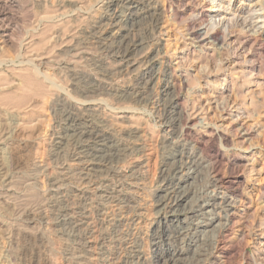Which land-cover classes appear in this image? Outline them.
<instances>
[{"label": "rangeland", "instance_id": "374dc122", "mask_svg": "<svg viewBox=\"0 0 264 264\" xmlns=\"http://www.w3.org/2000/svg\"><path fill=\"white\" fill-rule=\"evenodd\" d=\"M131 1L137 14L115 29L114 37L100 40L94 32L97 21H93L113 10L128 12L122 2L109 9L102 4L105 0H0V25L9 34L5 41L0 36V264H131L132 260L149 264L158 253L178 250L179 241L166 234L175 233L179 224H194L196 220L189 218V208L195 205L192 194L180 199L174 211L158 201L167 191L166 140L171 136L162 105L173 94L179 108L188 112L199 100L204 103V98L210 99L211 109L205 121L196 120L193 133L205 134L203 144L222 147L225 161L219 174L229 179L235 171L238 190L244 197L236 204L229 232L222 234L225 243L219 246L226 247L219 250L225 253L220 255L212 248L217 218L223 217L224 211L220 216L214 214L213 219L212 215L200 214L196 216L198 230L195 234L186 232V245L175 264H212L219 253L222 264H264V0H229L234 17L231 14L228 26L220 28L225 40L208 44L197 42L190 32L209 26L210 18L202 22L196 13H208L211 1ZM150 1L157 7L160 28L149 36L145 30L151 27V17L145 18L139 8L147 7ZM45 12L54 20L41 21ZM250 26L263 31L254 42L248 39L253 36ZM223 30L232 43H238L235 46L242 41L246 44V64L254 66L251 78L249 73L241 74L240 69L246 68L244 62L235 72L230 67L233 49L221 47L227 42ZM138 34L144 36L142 44L129 52L125 68H119V56L104 46L116 47ZM70 39L81 49L78 62H71L72 52L67 51ZM27 59L31 65L40 61V70L50 74L58 89L50 88ZM223 60L227 64L220 67ZM67 63H72L71 69L72 65L83 68L84 73L71 76ZM145 75L151 77L148 84L140 79ZM168 79L174 84L164 94L161 85ZM222 86L225 91L221 95ZM230 94L247 110L245 119L251 127L247 136L236 137L220 124V109L229 102ZM72 116L80 119L79 127L90 122L113 138L115 134V143L89 139L86 150H76ZM215 127L227 137L223 142L208 139V130ZM174 139L178 145L180 139ZM77 151L78 156H73ZM250 162L255 165L252 172ZM191 166L179 180L181 189L194 190L204 182L206 168ZM257 169H261L259 173H255ZM251 187L253 191H249ZM111 191L115 197L106 198ZM72 208H76L77 221L89 214L85 216L87 224L77 231L69 220Z\"/></svg>", "mask_w": 264, "mask_h": 264}, {"label": "bare ground", "instance_id": "6f19581e", "mask_svg": "<svg viewBox=\"0 0 264 264\" xmlns=\"http://www.w3.org/2000/svg\"><path fill=\"white\" fill-rule=\"evenodd\" d=\"M42 0H38V2H40ZM57 1V0H56ZM63 1V0H62ZM69 1V0H68ZM75 1L76 0H72ZM83 1V0H82ZM106 2L102 3L103 5H106V8L109 9H115L118 6L119 2H122L124 5L127 6V10H129L128 12H121L119 11V13H117V11L113 10L111 13H108L107 16H100L99 19H95L96 22L97 21V25L94 27V32L97 35V38H99L100 40H106L108 38H110L111 36L114 37L117 34V30L118 27L122 24L125 23L127 24V21H129L132 17L133 14L136 13V11L133 9V2L131 0H105ZM139 2L144 1L145 3L148 2V0H138ZM211 3V7L207 10L208 13L204 12V11H199L198 13H196V17L198 19H202L203 20L206 17L210 18V24L209 26L206 28L205 26L197 28L196 30L194 29V31L190 32V35H192L193 39H196L197 42L203 43V44H208L209 42L211 43H215L219 42L221 39L225 40V37L223 36V34H221L220 28H225V26L229 24V16L234 17V13L229 10V0H226V2H213V0H208ZM37 2V3H38ZM71 2V1H70ZM69 2V3H70ZM79 2V1H77ZM59 3V1H58ZM72 3V2H71ZM121 3V4H122ZM41 4V3H40ZM81 4V2H80ZM79 4V5H80ZM116 4V7L113 8V6ZM136 4V3H135ZM152 1H150V3L147 5V7H140V10H143L142 14L144 15L145 18H149L148 16L151 17V27L149 29H144L147 35H151V33L155 32L157 29L160 28V16L159 13L157 12V7L156 5H152ZM159 4V3H158ZM58 5V4H57ZM73 5V4H72ZM123 5V6H124ZM161 5V4H160ZM54 6V5H53ZM76 6V5H73ZM122 6V5H121ZM137 7V6H136ZM166 7V6H165ZM256 10L257 8L254 7ZM108 9V10H109ZM138 9V8H136ZM238 9V8H237ZM253 9V7L251 8ZM107 10V11H108ZM255 10V11H256ZM258 10H261L260 8H258ZM106 11V10H105ZM110 11V10H109ZM235 11V10H234ZM161 12V10H160ZM246 12V11H245ZM252 12V10H251ZM158 15H157V14ZM257 13V11L255 12ZM137 14V13H136ZM258 14V13H257ZM6 15V14H5ZM55 15V14H54ZM53 15V16H54ZM147 17H146V16ZM239 15V14H238ZM253 15V14H252ZM138 16V15H137ZM237 16V15H236ZM235 16V17H236ZM3 17V16H2ZM51 15L47 12H45L43 15H41L40 19L41 21L47 22V21H53L51 20ZM98 17V16H97ZM1 18V17H0ZM241 18V17H239ZM200 21V20H199ZM131 22V21H130ZM162 22V21H161ZM246 22V21H245ZM255 22V21H253ZM261 22V21H260ZM135 23V22H134ZM228 23V24H227ZM251 23V22H250ZM255 24V23H253ZM258 24V23H257ZM124 25V24H123ZM133 25V24H132ZM250 25V24H249ZM248 25V26H249ZM252 25V23H251ZM263 25V24H262ZM1 26V25H0ZM201 26V25H200ZM255 26V25H254ZM259 26V25H258ZM3 26L0 27V36L2 38H4L3 41H5V39L8 37V32L6 29L2 28ZM91 27V26H90ZM89 27V28H90ZM251 27V26H250ZM249 27V28H250ZM163 28V27H162ZM252 28V27H251ZM256 30H253L252 28V35L250 36L248 39H250V42H254L257 40L258 36H260L263 31L260 28H255ZM134 30V29H133ZM227 30V29H226ZM116 31V32H113ZM128 31V30H127ZM80 32V31H79ZM78 32V33H79ZM91 32V30H90ZM93 32V31H92ZM53 33V32H52ZM222 33H224L227 36V42H222L221 47L223 45H226L227 48L233 49V53H232V59H229V64L231 63V68L232 70L235 72V69L238 68V66L241 64V61L244 62V64L246 65V68L244 69H240L241 70V74L243 76H245L247 73H249L248 77L251 78L253 71H254V66L250 63L249 65L246 64L247 62V55L244 56L243 55V51L246 50L244 49L245 45L244 42L242 41L243 44L240 43V45L235 46V42L232 43V41L229 40V36L224 32V30L222 31ZM51 34V33H50ZM57 34V33H56ZM59 34V33H58ZM95 34V35H96ZM132 34V33H130ZM145 34V35H146ZM11 35V34H10ZM53 35V34H52ZM75 35V34H74ZM94 35V33H93ZM139 35V36H138ZM137 36L133 35V37H131V39L127 38L125 39L126 41L123 44H118L115 45L116 47L111 48L112 46L110 45H106L104 46L105 50L108 49L109 50H114V56H119L116 60H118L117 65L119 66V68H122L127 65L128 60H127V56L129 55V52L133 49H136L138 45L142 44V38L144 36H142V38L140 37V34H138ZM51 36V35H50ZM57 35H55L54 37H56ZM155 36V35H154ZM49 37V36H48ZM82 37V36H81ZM77 38V37H76ZM10 39V38H9ZM55 39V38H54ZM75 39V38H74ZM113 39V38H112ZM116 39V38H115ZM192 39V40H193ZM29 40V39H28ZM65 40V39H64ZM83 40V39H82ZM111 40V39H110ZM122 40V39H121ZM229 40V41H228ZM233 40V39H232ZM260 40V39H258ZM30 41V40H29ZM75 41V40H74ZM73 41V42H74ZM191 41V40H190ZM204 41V42H203ZM237 41V40H236ZM70 45H68V50L69 52H72V56L71 58H73L74 60H72L71 62H78L80 61L79 59H81L82 54H81V49L79 47H77V44L74 43V45L70 41H68ZM88 43V41H87ZM107 43V42H106ZM114 43V42H113ZM120 43V42H119ZM199 43V44H200ZM230 43V44H229ZM235 43V44H234ZM103 44V43H102ZM108 44V43H107ZM112 44V43H111ZM117 44V43H116ZM233 44V45H232ZM238 44V43H237ZM55 45V44H54ZM53 45V46H54ZM144 45V44H143ZM201 45V44H200ZM210 45V44H209ZM249 45V44H248ZM102 46V47H103ZM205 46V45H203ZM215 46V45H214ZM213 46V47H214ZM218 46V45H216ZM220 46V45H219ZM261 46V45H260ZM264 46V45H263ZM262 46V47H263ZM23 47V46H22ZM28 47V46H27ZM66 48V47H65ZM246 48V47H245ZM23 49V48H22ZM52 49V48H50ZM222 49V48H221ZM215 50V49H214ZM219 50V48L217 49V51ZM23 51V50H22ZM31 51V50H30ZM29 51V52H30ZM63 51V50H62ZM237 51H239V53H237ZM40 53V51H38ZM135 52V51H134ZM36 53V52H35ZM111 53V52H110ZM241 53V54H240ZM32 54V53H31ZM44 54V52L42 53ZM40 54V55H42ZM186 54V53H185ZM184 54V55H185ZM223 54V53H222ZM230 54V53H229ZM34 55V54H33ZM113 55V54H112ZM240 55H242V58H240ZM70 56V55H69ZM24 57V56H23ZM29 57V56H28ZM230 57V56H229ZM27 58V57H26ZM42 58V57H41ZM179 58V57H178ZM29 59V58H28ZM27 59V60H28ZM46 59V58H45ZM44 59V60H45ZM48 59V58H47ZM65 59V58H64ZM225 59V58H224ZM30 60V59H29ZM28 60V63L31 62ZM61 60V59H59ZM70 59H68V62ZM85 60V59H83ZM132 60V59H131ZM222 60V59H221ZM24 62V60H22ZM47 61V60H46ZM36 62V61H35ZM64 62V61H63ZM41 62L39 61V63H32L31 67L32 69L40 76V78L42 77L45 82L48 83V86L50 88H52L53 90L57 88V85L55 84V82L53 80H51L50 78V74L44 73L40 70V64ZM66 63V61H65ZM249 63V62H248ZM68 64V63H67ZM66 64V65H67ZM72 64V63H71ZM70 63L66 66V69L69 71H71L70 75L73 77H78V74H82L83 72V68H75V65H72L73 68H70ZM82 64V63H80ZM227 64V60H223V62H220V67L222 65ZM45 66V65H44ZM64 66V65H63ZM71 66V67H72ZM83 66V65H82ZM218 66V65H217ZM218 66V67H219ZM61 67V66H60ZM219 67V68H220ZM224 67V66H223ZM42 68V66H41ZM64 68V67H63ZM224 69V68H223ZM247 69V70H246ZM221 70V69H220ZM120 71V70H119ZM239 71V70H238ZM240 72V71H239ZM66 73V72H65ZM238 73V72H237ZM217 74V73H216ZM75 75V76H74ZM230 75V74H229ZM52 76V75H51ZM177 77V76H176ZM70 78V77H69ZM151 78V77H150ZM149 75H148V79L147 76H142L140 79L144 80L145 84L149 83ZM164 78V77H163ZM172 78V77H170ZM179 78V77H178ZM235 80V79H234ZM43 82V80H42ZM173 80H166L162 85V91L164 94H168L169 92V87H171L174 83H172ZM178 82V81H177ZM209 82V81H208ZM236 82V80H235ZM243 82V81H242ZM37 83V82H36ZM59 84V82H56ZM180 83V82H179ZM237 83V82H236ZM177 84V83H176ZM175 84V85H176ZM242 84V83H241ZM244 84V83H243ZM60 85V84H59ZM209 85V83H208ZM213 86V85H212ZM226 86V85H225ZM238 86V85H237ZM235 87V86H233ZM240 87V86H239ZM61 88V86L59 87ZM64 88V87H63ZM62 88V89H63ZM215 88V87H214ZM241 88V87H240ZM58 89V88H57ZM61 89V90H62ZM145 89V88H144ZM222 91L220 90L218 94L223 93V91H225V87H221ZM239 89V88H237ZM151 90V89H150ZM204 90V89H203ZM232 90V88H231ZM63 91V90H62ZM207 91V90H206ZM56 92V91H55ZM61 92V91H60ZM72 92V91H71ZM171 92V91H170ZM205 92V91H204ZM203 92V93H204ZM232 92V91H231ZM234 92V91H233ZM251 92V91H250ZM202 93V94H203ZM217 94V91L215 92ZM217 94V95H218ZM54 95V94H53ZM116 95V94H115ZM200 95V94H199ZM207 95V94H206ZM215 95V94H214ZM222 95V94H221ZM60 96V94H59ZM209 96V95H208ZM216 96V95H215ZM229 96V95H228ZM62 97V96H61ZM222 97V96H221ZM232 94H230L229 96V105L224 104L220 111V116L223 119L221 126L224 124V126L226 128H229V131L232 132V135L234 136H247V134H249L251 127H249L248 123H247V117H246V111L243 108L244 106H241V104L234 98H232ZM167 98V97H166ZM204 98V97H202ZM201 98V99H202ZM208 98V97H207ZM216 98V97H215ZM226 98V97H224ZM58 99V98H57ZM62 99V98H61ZM60 99V101H61ZM64 99V98H63ZM217 99V98H216ZM220 99V98H219ZM218 101L220 102V100H222V98ZM55 100H56V96H55ZM160 100V99H159ZM210 99H206L204 98L203 101L198 102V104H193L190 107V111L188 112L185 108H179V103H178V98L177 95L173 94V97L168 98V100L166 101V103L164 104V106L162 105L163 108V117L166 119L167 121V126L168 129L167 131L169 132V134L171 135L170 137H168V139L166 140L167 146L169 148V156L167 157V166H166V180H167V191L166 194L164 195V197L158 201H161L162 204L166 205V207H169L170 211H174L177 206L179 205V202L181 201L180 199H182L183 197H190V195L192 194L194 197L193 201L195 202L194 208L192 207V205L190 206V221L192 220H196V223H190L187 225H180L179 224V229H177L176 231H174L175 233L172 234H166L167 237H172L175 240L179 241V249H168V251L166 250V252H162L165 254H160L158 253V255L155 256V259L153 261H149V264H175L179 257V252H181L182 248L186 245L185 242V238H186V232H190L192 231L193 234H195L198 230L199 227V222L197 221V217L198 215L201 214H208V216L212 215V219H213V215L214 214H218L220 216L221 211H224V215L222 217H218V221L216 222L217 224V233H216V238L212 241L213 242V249H216V252H220L219 254L222 255V253H225V251H221L219 250L220 247L219 246L220 243L224 242L223 240H221L222 234H226V232H229V222L230 219L232 218V214L234 213V210L236 209V204L239 202H243L244 201V197L242 195V193L239 192L238 190V185L239 183V177L236 175L235 171H233V175L231 177H229V179H225L224 177L221 176V174H219L220 171V167L222 165V163H224L225 161V155L222 153V151L220 150V148L222 147H218L217 144L216 146L210 144V145H206L203 144V140L205 139L203 136L205 134H201L199 136H195L192 130V127L194 126V124L196 123V120L201 118L202 120L206 119L208 111L211 109L210 107ZM54 101V100H53ZM64 101V100H63ZM163 101V100H162ZM198 101V100H197ZM217 101V102H218ZM57 102V101H56ZM59 102V101H58ZM164 102V101H163ZM227 102V101H226ZM158 103V102H157ZM223 104V103H222ZM73 105V104H72ZM71 105V106H72ZM76 106V105H75ZM215 106V103H214ZM219 106V105H218ZM73 107V106H72ZM182 107V105H181ZM69 108V107H68ZM161 108V109H162ZM187 108V107H186ZM216 108V106H215ZM76 109V108H75ZM87 109V108H86ZM89 109V108H88ZM247 109V108H246ZM77 110V109H76ZM78 111V110H77ZM81 111V110H79ZM69 112V111H68ZM71 112V111H70ZM69 112V113H70ZM162 112V111H161ZM72 113V112H71ZM70 113V114H71ZM75 113V112H73ZM77 114L79 112H76ZM81 113V112H80ZM85 113V112H84ZM87 113V112H86ZM85 113V114H86ZM76 114V115H77ZM83 114V112H82ZM68 114H66V117ZM72 115V114H71ZM81 116V114H78ZM70 116V115H69ZM75 116V115H74ZM71 117V121H72V125L75 128L76 131V135H75V140H77V142L72 143L75 146L76 150L81 149L83 151L86 150L85 147H87L88 145L85 144L89 139L94 140L95 142H108V140H114L115 143V134H114V138L113 136H111L110 134H108L106 131H104L103 129H101L98 126H93V125H89L88 122H85L84 125L82 127H79L80 124V119L78 118V116ZM93 118V117H91ZM101 118V117H100ZM209 118V116H208ZM207 118V120H208ZM246 118V119H245ZM104 119V118H103ZM70 120V119H69ZM102 120V118H101ZM105 120V119H104ZM94 121V119H93ZM205 121V120H204ZM103 122V120H102ZM202 122V121H201ZM102 124V123H100ZM198 124V123H197ZM206 124V123H205ZM82 125V124H80ZM108 124H106L107 126ZM196 125V124H195ZM208 125V124H207ZM252 125V124H251ZM250 125V126H251ZM109 126V125H108ZM205 126V125H204ZM254 126V125H252ZM220 127V126H219ZM113 129V127H110ZM106 129V128H105ZM213 130H208V139L210 140H214L215 138H220V140H222L224 138H227L225 136H223V134H221V132H219L215 127L212 128ZM224 129V128H223ZM254 129V128H253ZM73 130V129H72ZM110 130V129H109ZM116 132V129H113L112 131ZM124 131V130H123ZM221 131V130H220ZM111 132V130H110ZM121 132V131H120ZM130 131H128L127 133H129ZM255 132V131H254ZM112 133V132H111ZM203 133V132H202ZM253 133V132H252ZM73 134V133H72ZM119 134V133H118ZM113 135V133H112ZM121 137H124L122 135H120ZM236 136V137H237ZM117 137V136H116ZM180 139V143L178 145L177 142L176 144L174 143V138ZM230 137V136H229ZM174 139V140H173ZM177 140V139H176ZM207 140V139H206ZM227 140V139H226ZM122 141V140H121ZM215 141V140H214ZM233 141L235 142V139H233L231 141V143H233ZM165 142V141H164ZM216 142V141H215ZM223 142V140L221 141ZM226 142V141H225ZM207 143V142H206ZM214 143V142H213ZM226 144V143H225ZM224 144V145H225ZM246 144V143H245ZM111 145V144H110ZM109 145V146H110ZM227 145V144H226ZM225 145V146H226ZM116 146V144H115ZM220 146V145H219ZM223 146V145H222ZM231 146V145H229ZM249 146V145H248ZM114 147V146H113ZM247 147V146H246ZM98 148V147H97ZM228 148V147H226ZM248 148V147H247ZM250 148V147H249ZM74 149V148H73ZM74 149V150H75ZM243 149V148H242ZM252 149V148H251ZM75 150V151H76ZM230 150V149H229ZM235 150V149H234ZM237 150V149H236ZM74 151V152H75ZM125 151V150H124ZM225 151V150H224ZM79 151H77L76 153L73 154L77 155ZM88 152V151H87ZM235 152V151H234ZM85 153V152H84ZM83 153V154H84ZM90 153V152H89ZM88 153V154H89ZM95 153V152H94ZM253 153V152H252ZM91 154V153H90ZM96 155V154H95ZM78 156V155H77ZM249 156V155H247ZM251 157V155H250ZM75 158V157H74ZM235 161V160H234ZM236 162V161H235ZM251 163V162H250ZM191 165H194L193 168H206V172L207 174L205 175L204 178V182L202 183L201 181V185L197 186L194 188V190H191V188H186L185 189H181L182 187L179 186V180L180 178L183 176L184 173H189V167ZM226 165V164H225ZM251 166V171L255 170V165L254 164H250ZM192 167V166H191ZM81 169V168H80ZM188 169V171H187ZM194 170V169H193ZM196 170V169H195ZM261 169H257L255 173H259ZM199 173V172H198ZM193 175V174H192ZM191 175V176H192ZM252 175V174H251ZM257 177V174H255ZM186 177V176H185ZM193 177V176H192ZM255 177V178H256ZM197 178V177H196ZM253 178V176H252ZM182 180V179H181ZM250 180V179H249ZM251 181V180H250ZM183 185V184H182ZM184 188V186H183ZM249 191H253V188H249ZM111 192H107V196L106 198H114L113 194ZM106 194V193H105ZM117 194V193H116ZM96 195V194H95ZM161 198V197H160ZM109 200V199H108ZM263 201H264V192H263ZM182 204V203H181ZM191 204V202H190ZM82 207V206H81ZM75 209L76 208H72L71 209V216L69 217L70 219V224L72 225V229H78L82 228V226L85 224L87 220V217H89V214L87 217H81V219H79L78 221L76 220V216H75ZM100 209V208H99ZM178 209V208H177ZM82 212V211H81ZM67 214V213H66ZM87 214V213H85ZM223 214V213H222ZM81 216V215H80ZM82 220V222H81ZM233 220V219H231ZM178 223V222H177ZM208 223V221H207ZM234 223V222H233ZM87 224V222H86ZM85 224V225H86ZM215 225V224H214ZM231 225V224H230ZM71 227V226H70ZM84 227V226H83ZM216 228V227H214ZM71 229V230H72ZM85 229V228H84ZM93 229V228H92ZM164 230V229H163ZM77 231V230H75ZM91 231V230H90ZM74 232V231H73ZM93 232V231H91ZM90 232V233H91ZM172 232V231H171ZM78 233V232H77ZM166 233V232H165ZM79 234V233H78ZM82 234V233H81ZM89 235V234H88ZM87 235V236H88ZM190 235V234H189ZM166 237V238H167ZM193 237V236H192ZM215 237V236H214ZM82 238V237H81ZM161 238V237H159ZM194 238V237H193ZM225 239V238H224ZM228 239V237H227ZM192 239L188 240V242H192ZM229 240V239H228ZM176 241V242H177ZM89 242V241H88ZM229 242V241H228ZM84 243V241H83ZM86 243V242H85ZM225 243V242H224ZM228 245V243H226ZM88 245V244H87ZM177 245V244H176ZM230 245V244H229ZM226 246L223 245L222 248H225ZM229 247V246H228ZM177 248V247H176ZM188 249V248H187ZM229 249V248H228ZM161 251V250H160ZM210 252V251H209ZM219 254H217L216 256H214V260L212 264H222L221 263V259L224 260L223 258H221L220 260H218L219 258ZM224 255V254H223ZM181 256V255H180ZM137 259H141V261H145V259L137 257ZM182 259V258H181ZM181 261V260H180ZM136 262V264H139V260L134 261ZM133 262V260L131 261V264H135ZM147 262V261H146ZM179 262V261H178ZM223 262V261H222ZM211 263V262H209ZM148 264V263H147Z\"/></svg>", "mask_w": 264, "mask_h": 264}]
</instances>
